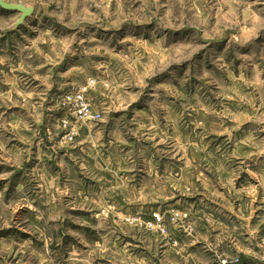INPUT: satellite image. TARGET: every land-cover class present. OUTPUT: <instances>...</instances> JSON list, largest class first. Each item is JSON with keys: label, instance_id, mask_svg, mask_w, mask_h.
Here are the masks:
<instances>
[{"label": "rangeland", "instance_id": "obj_1", "mask_svg": "<svg viewBox=\"0 0 264 264\" xmlns=\"http://www.w3.org/2000/svg\"><path fill=\"white\" fill-rule=\"evenodd\" d=\"M25 1L0 264H264V0Z\"/></svg>", "mask_w": 264, "mask_h": 264}, {"label": "crops", "instance_id": "obj_2", "mask_svg": "<svg viewBox=\"0 0 264 264\" xmlns=\"http://www.w3.org/2000/svg\"><path fill=\"white\" fill-rule=\"evenodd\" d=\"M4 1L7 3H10V4L15 3V2H9L8 0H4ZM17 3H22L26 7H29V6H27V3L25 0H21V2H16V4ZM4 14H6V13H4ZM20 16H21V14H20ZM26 22L25 23L27 26L32 21L27 19ZM1 53H2V51H1ZM1 55H3V54H1ZM24 58L26 60H28L27 56H25ZM13 63H15V62L12 59V56L11 57L9 56V58H8L5 55L0 60V96L5 97V99H3V101L5 102L4 104H6L5 107L10 106L8 108L7 112H5V114L8 113L9 117H10V122L8 123V126H10L14 130H15V128L17 130H19L18 129L19 128V122H21V119H20L21 117L19 115V112H21L22 108H20L18 106V104L20 103L17 100L18 95L24 97L26 100L27 98L34 97V95H37V96H39L40 94L44 95V93L42 92V87H41V90H39V91H32V93H28L29 90L27 89V84L30 82H27V84H26V83H24V81H20V79L16 75V71H19V69ZM19 66H22V65L19 64ZM19 68H22V67H19ZM15 101H17V104H15ZM23 110H24V108H23ZM39 110H41V109L36 108L35 112H37ZM24 130H26V128H23L21 131H17V132H22ZM14 140H16V139H14ZM84 162H85V159H84ZM86 163H87V161H86ZM197 242H200L199 238H198Z\"/></svg>", "mask_w": 264, "mask_h": 264}, {"label": "water", "instance_id": "obj_3", "mask_svg": "<svg viewBox=\"0 0 264 264\" xmlns=\"http://www.w3.org/2000/svg\"><path fill=\"white\" fill-rule=\"evenodd\" d=\"M0 8L6 11H13L18 12L21 14L17 24L16 28H19L22 26L26 20L31 17L34 13V9L31 7H26L22 3L19 4H10L5 2L4 0H0Z\"/></svg>", "mask_w": 264, "mask_h": 264}, {"label": "built area", "instance_id": "obj_4", "mask_svg": "<svg viewBox=\"0 0 264 264\" xmlns=\"http://www.w3.org/2000/svg\"><path fill=\"white\" fill-rule=\"evenodd\" d=\"M89 110H87L86 107H83L81 110H80V114L83 115L82 119H85L86 117H89L90 114H89ZM158 218V217H157Z\"/></svg>", "mask_w": 264, "mask_h": 264}, {"label": "bare ground", "instance_id": "obj_5", "mask_svg": "<svg viewBox=\"0 0 264 264\" xmlns=\"http://www.w3.org/2000/svg\"><path fill=\"white\" fill-rule=\"evenodd\" d=\"M79 123V122H78Z\"/></svg>", "mask_w": 264, "mask_h": 264}]
</instances>
